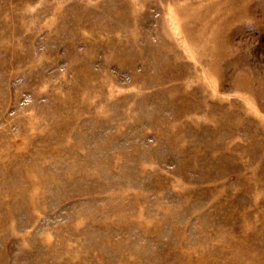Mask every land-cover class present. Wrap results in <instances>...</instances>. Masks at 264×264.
I'll return each instance as SVG.
<instances>
[{
  "label": "rangeland",
  "instance_id": "1",
  "mask_svg": "<svg viewBox=\"0 0 264 264\" xmlns=\"http://www.w3.org/2000/svg\"><path fill=\"white\" fill-rule=\"evenodd\" d=\"M0 264H264V0H0Z\"/></svg>",
  "mask_w": 264,
  "mask_h": 264
}]
</instances>
